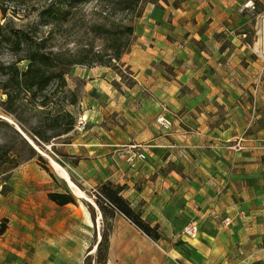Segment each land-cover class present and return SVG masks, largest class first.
Here are the masks:
<instances>
[{
    "label": "crops",
    "instance_id": "0c3cea01",
    "mask_svg": "<svg viewBox=\"0 0 264 264\" xmlns=\"http://www.w3.org/2000/svg\"><path fill=\"white\" fill-rule=\"evenodd\" d=\"M239 1L244 2H148L133 21L129 50L118 60L132 73L131 86L114 87L113 82L121 84L120 77L106 65L71 71L83 80L78 113L88 122L84 130H69L57 136L62 141L51 143L61 154L75 158L77 174L99 187L117 188L160 233L151 238L108 204V214L103 217L99 211L98 216L99 226L101 222L109 226L103 264H264V149L237 153L225 146L227 139L248 130L253 131L248 137L264 143V121L257 125L259 114L254 112L259 98L264 100L262 60L254 62L251 45L232 34L229 23L236 17L214 16L210 7ZM180 31L201 48L190 44L186 54L171 42ZM220 34L227 45L214 38ZM164 106L172 119L165 130L154 120ZM239 106L250 109L251 115L243 128L234 129L238 115L233 112ZM136 141L150 147L145 160L131 168L122 157L123 145ZM212 207L235 220L222 226L219 218L209 216ZM66 209L64 215L50 218L53 231L47 239L59 256L50 264H80L74 255L85 250L91 237L89 211ZM79 219L84 226L77 233L72 227ZM190 220L198 223L193 238L180 233ZM95 236L90 252L99 243L100 227ZM33 239L38 238L12 237L9 264H44L42 244L36 243L29 256L21 243Z\"/></svg>",
    "mask_w": 264,
    "mask_h": 264
},
{
    "label": "rangeland",
    "instance_id": "374dc122",
    "mask_svg": "<svg viewBox=\"0 0 264 264\" xmlns=\"http://www.w3.org/2000/svg\"><path fill=\"white\" fill-rule=\"evenodd\" d=\"M247 2H249V0L234 2L230 6L211 4L210 7L215 11L214 16L234 15L233 18L236 17L229 23V25L233 27L231 30L232 34H239V36H241L240 38L246 40L249 45H251V49L254 51L253 56H251L252 60L254 62L256 61L258 64L259 61L262 60L259 55V31L261 26L260 23L264 19V0H253V3L250 2L248 8L242 9V6ZM48 3L49 0H0V24L7 23L8 27L19 28L30 33V36L36 40L46 38L44 42V47H46L45 50H51L60 54L59 60L64 63L85 59H87L85 61H88V59L93 57L92 53H87L88 49L91 47L93 48V52L98 53L102 59L105 61L109 59L106 54L109 53L107 47L110 44L103 37L95 34L92 28L98 25L96 23L100 24L102 22L107 26L116 25L119 21L124 20L125 14L117 10H109L97 5L95 1L91 0L73 9L71 18L67 22L64 21L55 26H41L38 23L37 14L43 6ZM147 3V0H143L141 6L142 10ZM5 31L6 30H3L2 32L6 34ZM184 35L185 34L180 31L172 36L170 40L174 42L176 46L180 45L186 54H190V44L197 48H201L199 42L193 41V39L187 40ZM173 37H177V39H172ZM3 38L4 37L0 36V64L15 62L17 58H21L22 55H24L23 50L17 51L16 48ZM214 38L223 41L222 45H227L229 43L221 34ZM132 39L133 38H131V42ZM100 57H96V60ZM26 65L27 62L25 60H20L18 62V67L21 70L24 69ZM95 65H99V63L93 64V66ZM108 65L113 69L115 74L120 77L121 84L113 82L114 87L118 90H121L120 86H123L122 84H124V86H131L134 83V79L131 77L132 73H130L127 67L124 68L115 60H112ZM86 68H89V66L74 63L64 74L65 84L60 88L57 86V81H52L43 92L35 96L31 95L30 97L29 94L23 95L21 93L20 96L16 97L12 102L11 107L4 102L6 93L2 87L0 88V229L2 225L5 224L3 231H0V264H9L11 257L9 245L14 244L11 240L15 235L21 236L31 234L33 237L37 236L38 239L36 240H25L21 243L24 244L25 250L28 251L26 253L30 252L29 256H31V250L36 243L42 244L40 246L43 247L45 257L44 264H50L56 258H59L58 254L55 252V245L51 243V240L47 239L53 231L50 218L51 215H64V213L67 212V207L69 208L68 210L73 208L75 213H78L81 208L85 207L89 211L92 221V225L89 228L91 237L88 241V245L85 250L83 248L80 254L74 255V258H78L80 264L104 263V257L107 252L106 240H108L107 234L109 226L106 222H101L99 226V211L100 214L102 213L103 217L108 214L106 210H104L105 213L101 211L96 203L97 200H104L100 193L99 185L89 183L77 174L73 169L74 161H76L75 158L66 157L63 153L61 154L57 146L51 143L62 141L63 137L54 136L42 142L35 138V135L26 130L33 129L34 127L38 130L40 129L42 131L41 133L45 135L50 134L54 130L46 127V123L51 120L50 118L53 115L61 112L63 108L71 111L75 119L81 115L86 118L84 114L78 113L80 105L77 103L78 97L81 98L84 95L82 92L83 80H79L71 74V71L74 69ZM256 69L259 71L258 67H256ZM2 78L1 76L0 81ZM45 93L49 95L46 106L40 103ZM72 99H74V102L70 103L69 101H73ZM254 112L259 114V117L255 118L256 120L254 119L255 123L261 125L264 121L263 99L259 98ZM75 113H77V115H75ZM233 113L238 115V122H236V119H233V128L235 129L238 126L243 128L247 123V119L250 118L251 110L247 109L245 106H239ZM232 116L233 114L231 117ZM17 124L36 146L33 143L31 144L25 136L16 129ZM247 133L253 135V131L248 130ZM136 142L123 145L125 150L122 157L128 166L126 152L131 147L130 144ZM145 143L149 144L148 142ZM148 149L149 147L147 150ZM38 155H41V157L39 158ZM48 156L52 157L66 168L70 178L77 187L87 194L89 197L88 199H83L80 196L78 197L72 192L66 180L61 178L52 164H50L47 158ZM145 158L139 161L138 164L144 161ZM49 190H67L75 196V202L58 207V205H55L51 199L48 198L47 192ZM104 203L108 204L106 201ZM212 209L214 210V216L210 214ZM212 209L208 212L209 216L219 218L221 223V219L225 217V215H221L219 210H216L214 207H212ZM242 215L244 214L242 213ZM245 216H247L246 213ZM233 220H235V218H233ZM94 221L97 222L96 227L95 224H93ZM83 226L84 221L79 219V221L73 223L72 229L78 233L82 231ZM99 227L100 236L101 238L103 236V239L99 246L97 244L95 251L90 252L89 249L96 237L95 231H99ZM39 236L42 238H39ZM63 240L65 241L67 239L65 238ZM30 262H35L34 256L31 257Z\"/></svg>",
    "mask_w": 264,
    "mask_h": 264
},
{
    "label": "trees",
    "instance_id": "16d2710c",
    "mask_svg": "<svg viewBox=\"0 0 264 264\" xmlns=\"http://www.w3.org/2000/svg\"><path fill=\"white\" fill-rule=\"evenodd\" d=\"M91 0H49V3L43 6L38 12V23L41 26H55L61 24L64 21H68L71 18L73 9L78 8L81 5L90 2ZM97 5L105 7L109 10L119 11L125 14L124 20L119 21L116 25L107 26L102 23H96L98 25L92 28L93 32L103 37L110 45L107 47L109 53L106 55L109 59L106 61L93 52V48L88 49L87 53H92L93 57L88 61H72L64 63L59 60L58 53L54 51H46L44 42L46 38L39 40L33 39L30 33H27L19 28L8 27L7 23L0 24V36L5 38V41L10 43L17 51H24V55L21 58H17L15 62L0 64V88L4 89L6 98L4 102L11 107L12 102L16 97L29 94V96H35L45 90L52 81H57V86L60 88L65 84L64 74L67 70L74 65V63L83 64L86 66H93L95 63L99 65H107L112 60L118 62L120 56L127 52L131 46V38L133 35V24L135 18L141 15L143 0H93ZM158 0H147V2L155 3ZM112 23V22H111ZM6 30L4 34L2 31ZM3 34V35H1ZM3 38V39H4ZM96 57H100L96 60ZM25 60L27 65L24 69L18 67V62ZM24 97V96H23ZM49 95L43 94L40 100L41 105L46 106ZM69 101L70 103L74 102ZM8 106V107H9ZM49 113V112H47ZM46 123V127L53 129L50 134H43L42 131L33 127V129H26L31 134L35 135V138L44 142L51 137H57L62 133L72 129L75 123V117L71 111L63 108L61 112L56 113ZM40 158L41 155H38ZM100 191L104 200L96 201L101 211L107 213L110 211L108 204L120 212L124 213L130 220H132L138 228H140L145 234L151 238H158L160 233L157 231V225L151 226L147 221L141 218L139 213H136L127 200L119 194L117 188H113L110 184H102ZM48 198L54 201L58 205H64L66 202H75V196L67 191L49 190L47 192ZM107 201L108 204L104 203ZM5 224L2 225L0 231H3ZM101 240L98 243L100 245ZM107 242V240H106ZM106 255L104 257V261Z\"/></svg>",
    "mask_w": 264,
    "mask_h": 264
},
{
    "label": "built area",
    "instance_id": "2783aa9c",
    "mask_svg": "<svg viewBox=\"0 0 264 264\" xmlns=\"http://www.w3.org/2000/svg\"><path fill=\"white\" fill-rule=\"evenodd\" d=\"M250 6V1L245 3L242 6L243 8H248ZM260 31H259V55L262 58V66L261 68L264 70V19L260 23ZM155 123L163 130L169 129L172 125V119L169 115L166 114V106L162 107L161 111L155 115ZM87 119L81 115L78 116L76 122L73 125L72 130L74 131H82L85 129L87 125ZM129 150L126 152V161L131 168H135L138 165V162L143 160L146 157V150L150 147L149 144L145 142H136L130 144ZM225 146L231 149L234 152H254L258 150L264 149V143L262 140L258 138L248 137L246 134L242 133L235 138L227 139L225 141ZM96 190L95 188H93ZM99 192V191H97ZM101 193V192H100ZM107 202V201H106ZM214 216V210H211L210 213ZM233 221V216L227 214L225 217L221 219V224L223 226H227ZM181 234H184L188 237H196L198 235V223L195 220H190L185 223L180 230Z\"/></svg>",
    "mask_w": 264,
    "mask_h": 264
},
{
    "label": "bare ground",
    "instance_id": "6f19581e",
    "mask_svg": "<svg viewBox=\"0 0 264 264\" xmlns=\"http://www.w3.org/2000/svg\"><path fill=\"white\" fill-rule=\"evenodd\" d=\"M10 120V119H9ZM8 120V121H9ZM11 121V120H10ZM31 141V140H30ZM32 142V141H31ZM34 144V143H33ZM35 145V144H34ZM36 146V145H35ZM46 156V155H44ZM49 159L50 164H52V166L54 167V169L56 170V172L58 173V175L61 178H64L67 182V184L70 186L72 192H74L76 194V196H80L83 199L86 198L88 199L89 197L87 196L86 193H84V191H82L79 187L76 186V184L73 182V180L70 178V175L68 173V171L66 170V168L64 166H62L61 164H59L57 161H55L52 157L48 156L47 157ZM96 246V245H95ZM95 246L92 248L95 249Z\"/></svg>",
    "mask_w": 264,
    "mask_h": 264
},
{
    "label": "water",
    "instance_id": "95a60500",
    "mask_svg": "<svg viewBox=\"0 0 264 264\" xmlns=\"http://www.w3.org/2000/svg\"><path fill=\"white\" fill-rule=\"evenodd\" d=\"M16 129H18V131H20V133H21L22 135H24L25 138H26L31 144L33 143V142L30 141L29 137H28L27 135L24 134V132L22 131V129L20 128V126H19L18 124L16 125Z\"/></svg>",
    "mask_w": 264,
    "mask_h": 264
}]
</instances>
